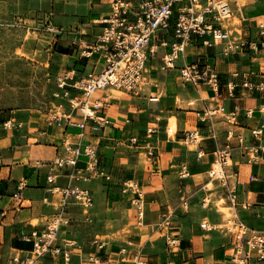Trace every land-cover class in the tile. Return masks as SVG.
Returning <instances> with one entry per match:
<instances>
[{"label":"crops","instance_id":"1","mask_svg":"<svg viewBox=\"0 0 264 264\" xmlns=\"http://www.w3.org/2000/svg\"><path fill=\"white\" fill-rule=\"evenodd\" d=\"M229 1L232 15L223 26L232 41L245 43L241 51L225 57L222 45L207 48L197 40L176 60L175 68L162 69V56L171 52L174 41L165 31L154 39L157 44H167L158 45L157 54L149 56L146 84L139 95L113 89L98 91L91 101L98 106L88 105L93 111L92 119L85 118L80 107H72L38 127L28 140L25 136L12 137L3 124L0 264H13V254L30 251L35 237L60 211L59 194L49 192L55 185H77L90 189L92 194L88 214L80 205L64 208L68 224L61 228L58 238L63 245L65 241L72 243L65 247L71 264H136L137 260L146 264H238L239 258L245 257L252 232L264 229V152L248 162L237 140H232L229 172L235 176L230 173L228 181L232 188L236 187L237 205L232 206L228 196L224 198L243 232L227 231L222 228L226 217L214 205L221 191L210 190L205 180L214 161V150L226 142L227 125L221 115L211 117L214 137L207 128L210 120L201 122L197 116L199 111L219 106L229 113L237 106L235 134L246 136L247 143L251 142L249 130L264 125V90L248 93L241 86L244 79L264 82L259 28L264 0H248L243 6ZM53 4L50 18L60 29L52 52L53 74L59 76L71 69L77 71L76 78L98 73L97 53L88 58L85 54L89 50L83 52L98 41L103 27L99 21L110 13L108 0H54ZM234 19L238 23H233ZM249 43L255 45L249 47ZM197 61L215 66L219 73L217 94L205 85L194 89L181 83L180 69ZM235 72L238 77H233ZM231 82L236 87L229 89ZM175 123L171 136L170 126ZM149 128H154L155 133L148 135ZM195 128L200 132L199 144L185 141L187 133ZM64 141L95 146L99 168L109 178L75 181L65 177L66 171L51 170L50 162L63 152ZM147 144L153 148L152 159ZM200 150L202 158L197 157ZM86 161L81 156L78 168H84ZM183 165L189 173L186 178H180ZM56 173L58 178L49 184L47 177ZM132 183L138 184L140 196L133 188H126ZM210 185L213 188L215 183ZM140 204L142 220L138 217ZM57 262L62 264L61 259ZM248 264L264 262L250 259Z\"/></svg>","mask_w":264,"mask_h":264},{"label":"built area","instance_id":"2","mask_svg":"<svg viewBox=\"0 0 264 264\" xmlns=\"http://www.w3.org/2000/svg\"><path fill=\"white\" fill-rule=\"evenodd\" d=\"M108 5L110 13L99 21L103 27L98 41L93 46L84 49L83 52L85 54V50H89L85 54L88 58L92 57L93 53H97L95 65H100V71L98 73L89 72L76 78L77 71L71 69L56 76L58 88L65 91V94L75 90L83 96V99L80 100V110L85 118H93V111L89 113L84 107L98 106L91 102L93 95L98 91L113 89L129 95H139L146 84L149 56L153 57L157 54L158 45L165 46L167 44L164 41L160 44L154 42L160 33L170 32L174 38L171 43V52L162 56V69L175 68L176 60L180 55H184L185 49L197 40L207 48L222 45V54L225 57L241 51L245 46V43L232 41L231 34L223 26V23L232 15L229 0H108ZM259 28L262 37L261 47L264 49V15L261 17ZM253 44L249 43V47H252ZM238 76L237 72L233 74V77ZM179 78L184 86L198 89L199 86L205 85L217 94L219 73L214 65L211 66L205 61L185 64L180 69ZM241 86L248 93L264 90V82H256L251 79H244ZM235 87L233 82L228 84L229 89ZM156 99V97L151 98V100ZM238 113L237 106L229 113H226L224 107L221 106L197 112L201 122L210 120L211 124L207 128L209 134L214 137L215 130L211 117L221 115L227 125L225 129L226 142L214 150V161L207 174L211 181H218L226 187L232 206L237 205L236 187L232 188L228 181L234 151L232 140H237L238 146L243 150V157L248 162L255 161L257 156L264 152V125L249 130L251 142L247 143L246 136L235 134ZM247 116L250 117L251 113L247 112ZM9 124L10 122L4 123V127H8ZM167 131L169 132L170 129ZM154 133V128L147 129L148 135ZM199 137L200 132L195 128L187 133L185 141L199 144ZM132 141L136 142V139L134 138ZM146 149L150 159L154 158L153 148L147 144ZM81 156L87 158L84 168L77 166ZM202 156V150H200L197 157L202 158ZM186 167V165L182 166L180 178L188 177L189 173ZM50 168L56 172L66 171L65 177L75 181L88 182L97 177L109 178L101 172L96 147L91 143L82 146L81 143L64 141L63 152L50 162ZM58 176V173L49 175L47 182L53 184ZM125 186L133 188L134 192L140 196L137 183ZM49 192L59 194L60 211L47 222L45 231L35 237L30 251L12 255L13 264H59L57 260L60 259L62 264H71L70 253L65 247L72 243L65 241L63 245L59 243L58 238L61 228L68 224V220L64 216V208L69 204L80 205L88 214L93 204L92 194L90 189L77 185L64 187L55 185L49 189ZM45 201L47 202V200ZM142 207V204L138 206L140 220L143 218ZM169 245L172 247L174 241ZM247 246L245 257L239 258L238 264H248L250 259L264 262V229L253 231L250 239L247 240ZM136 264L146 263L137 260Z\"/></svg>","mask_w":264,"mask_h":264},{"label":"rangeland","instance_id":"3","mask_svg":"<svg viewBox=\"0 0 264 264\" xmlns=\"http://www.w3.org/2000/svg\"><path fill=\"white\" fill-rule=\"evenodd\" d=\"M234 1L238 6L248 2ZM53 3L54 0H0V134L3 124L10 122L6 127L8 134L17 138L25 136L28 140L38 127L66 114L72 108L71 103L76 107L83 98L75 90L65 94L58 88L52 71V52L60 32L50 18L54 13ZM233 23L238 20L234 19ZM170 129L173 136L176 123ZM190 147L195 146L190 144ZM206 179L210 190H220L222 194L216 195L214 204L226 217L222 228L242 233L243 229L234 221V210L232 215L224 212L230 206L229 197L225 199L228 190L220 182L211 181L208 174ZM211 182L215 183L213 188Z\"/></svg>","mask_w":264,"mask_h":264},{"label":"bare ground","instance_id":"4","mask_svg":"<svg viewBox=\"0 0 264 264\" xmlns=\"http://www.w3.org/2000/svg\"><path fill=\"white\" fill-rule=\"evenodd\" d=\"M149 81V80H148ZM182 99V98H181ZM180 100V99H179ZM71 101V100H70ZM71 105H72V107H75V106H73V104L71 103ZM76 105H78V102H76ZM81 105L79 104L78 106H76V107H80ZM85 108V110L87 111V112H89V113H92V109L91 108H89L88 106H85L84 107ZM224 212L226 213V214H228V215H232V213H231V208H224ZM220 212V211H219ZM226 219V218H225ZM34 223V222H33Z\"/></svg>","mask_w":264,"mask_h":264}]
</instances>
